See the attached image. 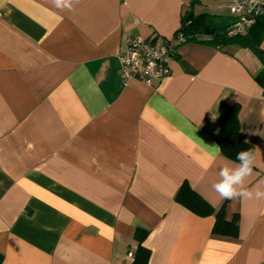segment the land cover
I'll return each instance as SVG.
<instances>
[{
  "label": "crops",
  "instance_id": "0c3cea01",
  "mask_svg": "<svg viewBox=\"0 0 264 264\" xmlns=\"http://www.w3.org/2000/svg\"><path fill=\"white\" fill-rule=\"evenodd\" d=\"M232 1L192 10L224 28ZM189 3L0 0L1 264H131L137 228L148 231L147 264H264V199L213 188L227 163L220 103L239 105L255 155L246 184L264 188L262 64L206 35L177 45ZM135 35L177 47L161 81L122 82L118 56ZM183 183L238 215L235 238L176 201Z\"/></svg>",
  "mask_w": 264,
  "mask_h": 264
},
{
  "label": "trees",
  "instance_id": "16d2710c",
  "mask_svg": "<svg viewBox=\"0 0 264 264\" xmlns=\"http://www.w3.org/2000/svg\"><path fill=\"white\" fill-rule=\"evenodd\" d=\"M198 0H190L189 9L181 18V24L178 32L185 36L186 42L198 41L201 36H209L205 40L207 43L215 46L238 45L249 48L260 60L262 64L261 71L255 76V81L264 95V49L261 48L264 40V15L258 17L253 26L245 35L228 37L226 35L227 24L224 28L218 26L215 16L209 13L193 12V4ZM218 128L215 134V140L220 148V152L230 160L238 162L236 156L241 151H253L252 146L246 141L244 134L240 129L239 105L237 103H220L218 107ZM176 201L199 216L214 215L215 222L212 228V234L215 236H224L235 238L238 234V215L236 213L227 217L225 207L215 210L196 192H194L187 183H183L176 193ZM148 231L137 228L135 231L136 249L133 253L131 264H147L150 257V250L142 245ZM2 256L0 255V264Z\"/></svg>",
  "mask_w": 264,
  "mask_h": 264
},
{
  "label": "built area",
  "instance_id": "2783aa9c",
  "mask_svg": "<svg viewBox=\"0 0 264 264\" xmlns=\"http://www.w3.org/2000/svg\"><path fill=\"white\" fill-rule=\"evenodd\" d=\"M229 11L233 19L226 28V35H245L257 18L264 15V0H233ZM186 39L178 32L177 45L186 43ZM126 43V50L118 56L124 84L135 80L151 85L170 74V62L177 56L176 46L154 45L140 35L128 38Z\"/></svg>",
  "mask_w": 264,
  "mask_h": 264
},
{
  "label": "clouds",
  "instance_id": "9594fccd",
  "mask_svg": "<svg viewBox=\"0 0 264 264\" xmlns=\"http://www.w3.org/2000/svg\"><path fill=\"white\" fill-rule=\"evenodd\" d=\"M56 8H71L73 0H54ZM219 151V150H217ZM227 162L218 167L219 179L213 183L214 190L224 199H264V188L257 185L249 189L246 181L253 173L255 155L251 151H241L237 154L236 160L239 163L224 158Z\"/></svg>",
  "mask_w": 264,
  "mask_h": 264
},
{
  "label": "rangeland",
  "instance_id": "374dc122",
  "mask_svg": "<svg viewBox=\"0 0 264 264\" xmlns=\"http://www.w3.org/2000/svg\"><path fill=\"white\" fill-rule=\"evenodd\" d=\"M221 2L222 0H198L193 4V7L195 8V10L200 11V8H202L203 5L207 3L210 9L212 8L214 10Z\"/></svg>",
  "mask_w": 264,
  "mask_h": 264
}]
</instances>
